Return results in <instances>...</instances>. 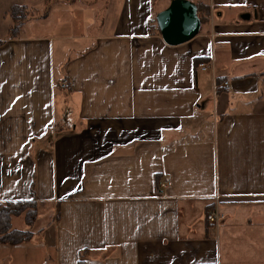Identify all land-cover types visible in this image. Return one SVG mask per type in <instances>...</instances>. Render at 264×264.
Here are the masks:
<instances>
[{"label": "crops", "instance_id": "1", "mask_svg": "<svg viewBox=\"0 0 264 264\" xmlns=\"http://www.w3.org/2000/svg\"><path fill=\"white\" fill-rule=\"evenodd\" d=\"M170 1L1 5L0 202L39 214L0 264H264V0H203L179 45ZM13 5L32 12L16 37Z\"/></svg>", "mask_w": 264, "mask_h": 264}, {"label": "trees", "instance_id": "2", "mask_svg": "<svg viewBox=\"0 0 264 264\" xmlns=\"http://www.w3.org/2000/svg\"><path fill=\"white\" fill-rule=\"evenodd\" d=\"M54 0H46L47 6H50ZM198 6V14L202 24H206L210 20L211 7L203 0L195 1ZM32 12L26 9L23 5H13L8 12L12 19V26L9 36L16 37L17 33L22 29L23 24L29 19ZM1 43V41H0ZM201 61H198L197 66ZM64 91L71 89L67 84ZM32 191L34 193L35 183H32ZM209 211V210H208ZM39 214V205L33 200L22 201H5L0 202V243L7 245H18L24 242H29L34 236L32 229H17L13 227V218L23 216L29 226H33ZM80 264H84L80 262Z\"/></svg>", "mask_w": 264, "mask_h": 264}, {"label": "water", "instance_id": "3", "mask_svg": "<svg viewBox=\"0 0 264 264\" xmlns=\"http://www.w3.org/2000/svg\"><path fill=\"white\" fill-rule=\"evenodd\" d=\"M156 20L163 40L170 45L190 41L202 27L198 6L193 0H171L157 13Z\"/></svg>", "mask_w": 264, "mask_h": 264}, {"label": "built area", "instance_id": "4", "mask_svg": "<svg viewBox=\"0 0 264 264\" xmlns=\"http://www.w3.org/2000/svg\"><path fill=\"white\" fill-rule=\"evenodd\" d=\"M200 65V69L202 70H207L208 69V65L206 63H201ZM63 87L67 86V80L65 79L63 82ZM222 87H224L225 89H229V81L228 80H224L223 82H221ZM163 186H169L170 182L169 181H164L162 183ZM207 220L213 224L219 225L222 220L224 219V214L223 212L220 210V208H218V206H214L211 210H209L206 214Z\"/></svg>", "mask_w": 264, "mask_h": 264}, {"label": "rangeland", "instance_id": "5", "mask_svg": "<svg viewBox=\"0 0 264 264\" xmlns=\"http://www.w3.org/2000/svg\"><path fill=\"white\" fill-rule=\"evenodd\" d=\"M2 4H5V0H0V12H1V5ZM50 27H45V28H43L42 30H43V32L44 33H50L51 32V29H49ZM107 28H109V27H107ZM19 33H23V30H20L19 31ZM19 217H16L15 218V222L17 223L18 222V219ZM21 218V217H20ZM45 219H40L39 221H38V224L40 223V222H43ZM24 227V226H23ZM33 227V226H32ZM29 229H31V227H29Z\"/></svg>", "mask_w": 264, "mask_h": 264}]
</instances>
